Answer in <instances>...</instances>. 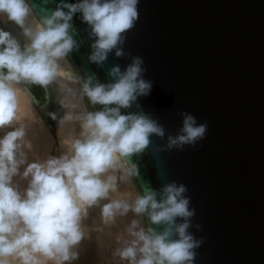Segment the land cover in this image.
Wrapping results in <instances>:
<instances>
[{"label": "clouds", "instance_id": "obj_1", "mask_svg": "<svg viewBox=\"0 0 264 264\" xmlns=\"http://www.w3.org/2000/svg\"><path fill=\"white\" fill-rule=\"evenodd\" d=\"M138 5L139 0H59L34 23L30 0H0V23L19 29L18 36L0 28V264H74L85 238V220L94 208L106 225L129 213L134 216L114 252L123 264H195L204 238L190 231H199L200 225L192 223L196 210L184 184L171 181L159 189L143 184V194L136 191L134 200L112 197L121 181L139 177L132 157L145 153L151 137L166 136L164 126L138 103L153 88L144 78L142 57H131L123 70L111 66L108 82L95 72H75L71 82L77 88L60 85L66 95L57 103L67 110L60 117L54 112L49 116L61 124L77 123L79 134L59 155L29 160L25 150L27 126L18 112L19 93L27 91L20 86L48 89L57 83L60 62L69 61L81 46L73 17L80 14L92 41L87 63L99 67L110 53L116 58L129 55L123 45L139 18ZM85 100L91 110H77ZM133 107L136 111L122 113ZM177 115L181 127L154 146V154L195 148L205 138L207 122L198 123L187 111ZM149 225L163 227L157 231Z\"/></svg>", "mask_w": 264, "mask_h": 264}, {"label": "water", "instance_id": "obj_2", "mask_svg": "<svg viewBox=\"0 0 264 264\" xmlns=\"http://www.w3.org/2000/svg\"><path fill=\"white\" fill-rule=\"evenodd\" d=\"M58 2L30 0L37 19ZM138 10L123 45L129 55L110 53L99 67L87 63L92 41L77 13L72 23L81 46L68 57L74 73L95 72L108 82L111 66L123 70L131 57L144 59V78L153 88L138 103L166 136L151 137L145 153L132 157L140 170L136 191L142 195L143 184L159 189L171 181L187 187L196 210L192 223L200 225L190 231L204 238L195 264H264V0H139ZM0 28L19 36L11 22ZM23 86L54 130L58 122L49 113L62 112L56 86L43 89L40 99ZM180 111L207 122L205 138L195 148L154 154L153 147L181 127Z\"/></svg>", "mask_w": 264, "mask_h": 264}, {"label": "bare ground", "instance_id": "obj_3", "mask_svg": "<svg viewBox=\"0 0 264 264\" xmlns=\"http://www.w3.org/2000/svg\"><path fill=\"white\" fill-rule=\"evenodd\" d=\"M30 20L31 22L38 23V19L34 13L30 17ZM60 63H61L60 74L55 86L59 98L61 100L65 97L66 93L63 91L60 85L67 84L69 87H72L73 89L77 88L78 86L71 82V78L75 74L71 63L67 60H63ZM63 64L66 65L68 71L64 70ZM20 87L22 89H26L23 85H21ZM19 98H20V108H19L18 116L20 118V123H23L27 126L25 150L28 152L29 160L44 159L48 156V152L50 151L53 138L47 126H45L42 120H40V115L35 110L33 98L30 95V93L27 91V95H25L24 92H20ZM67 102L71 103L73 102V99L71 97H68ZM85 107L91 110L90 105L87 104L86 100L83 103H80V107L77 110H83ZM66 110L67 109L62 108L61 116ZM55 131L59 145L56 148L53 155H59L62 151L65 150L71 138L79 134L80 127L77 123H73V122L63 123V124L57 123L55 127ZM120 190H121L120 193L117 194L118 198H129L133 200L135 199L136 189L134 182L132 180L123 181V185L121 186ZM117 196H116V192L112 194L113 198ZM106 202L107 201H105V203ZM90 213H91V217L90 218L87 217L84 223L85 238L79 246L78 249L79 257L76 261H74V264H105V262H108L105 261L108 258L107 256L108 254L106 255L105 253H103L104 254L103 255L102 248H104L106 243L108 244L109 239H111L112 237L111 235L115 234L119 236L120 231H122L121 229H119L122 226L119 225L120 227H118V220L114 225H106L103 222L99 208H94L90 210ZM133 218L134 216L131 213H129L127 217L122 218V221L125 222L124 224H126L125 226L127 227ZM119 238H121V235L118 237V239ZM117 242L118 241H116L115 245H117ZM106 256L107 258H105ZM112 256H114V253ZM121 263L123 264V262ZM121 263L119 262V264ZM49 264H51V262H49Z\"/></svg>", "mask_w": 264, "mask_h": 264}, {"label": "rangeland", "instance_id": "obj_4", "mask_svg": "<svg viewBox=\"0 0 264 264\" xmlns=\"http://www.w3.org/2000/svg\"><path fill=\"white\" fill-rule=\"evenodd\" d=\"M63 68H64V70L65 71H68V69H67V67H66V65L65 64H63ZM35 110L38 112V114L40 115V120H42V122H43V124L45 125V126H47V124H46V122L44 121V119H43V117H42V115L39 113V111L37 110V108L35 107ZM29 118V117H28ZM28 118H27V120H28ZM56 127V126H55ZM47 128H48V126H47ZM11 129H5L4 131H10ZM48 130H49V132H50V134H51V136H52V138H53V141H52V143H51V148H50V151L48 152V155H53L54 154V152H55V150H56V148L58 147V145H59V142H58V138H57V136H56V131H55V128H54V130H50L49 128H48ZM3 133L2 132H0V135H2ZM123 185V181H121L120 182V186H119V188L121 189V186ZM118 190L117 192H116V196H117V194H119L120 193V191L121 190ZM115 198H118V196L117 197H115ZM90 215L88 216L89 218L91 217V213H89ZM93 214V213H92ZM121 221V222H120ZM123 223V224H122ZM125 222H123L122 221V218H118V227H120V226H122V227H120L119 229H121L122 231H120V235L122 236V235H125L126 234V229H127V227L125 226L126 224H124ZM120 225V226H119ZM126 228V229H125ZM119 235V236H120ZM112 237H111V239H109V242H108V244L106 243L105 244V246H104V248H102L103 250H102V254L103 253H105L107 256H108V258L109 257H111V258H109V260H108V258H107V256L105 257V258H107V260H105V261H108V262H105V264H108V263H110V264H119V262L121 263V261H119V258L118 257H114V256H112L113 255V253L115 252V250L120 246V238L118 239V237L119 236H117V235H111ZM117 239V240H116ZM116 241H118L117 242V245H115L116 244ZM107 251V252H106ZM114 251V252H113ZM104 255V254H103ZM111 255V256H110ZM111 261V262H110ZM117 261V262H116ZM119 261V262H118ZM116 262V263H115ZM122 264V263H121Z\"/></svg>", "mask_w": 264, "mask_h": 264}, {"label": "trees", "instance_id": "obj_5", "mask_svg": "<svg viewBox=\"0 0 264 264\" xmlns=\"http://www.w3.org/2000/svg\"><path fill=\"white\" fill-rule=\"evenodd\" d=\"M23 85H25L36 98L40 99L43 97L44 94L43 88L37 85H28V84H23Z\"/></svg>", "mask_w": 264, "mask_h": 264}]
</instances>
